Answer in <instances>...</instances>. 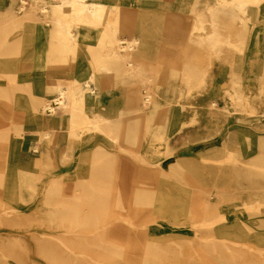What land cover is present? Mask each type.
I'll return each mask as SVG.
<instances>
[{"label":"rangeland","instance_id":"rangeland-1","mask_svg":"<svg viewBox=\"0 0 264 264\" xmlns=\"http://www.w3.org/2000/svg\"><path fill=\"white\" fill-rule=\"evenodd\" d=\"M85 1L104 9V22L119 3ZM253 1H121L133 11L138 32L155 36L130 52L134 41L127 36L119 42L126 46L116 52L119 61L102 75L107 79H92V68L78 89L82 104L97 96L98 81L115 93L103 117L121 123L111 126L120 147L91 132L98 140L82 146L84 168L76 180H63L51 163L30 165L5 146L0 264H264V1ZM60 2L0 0V16L51 25ZM178 20L206 45L218 27L222 52L210 57L199 47L203 56H193L191 44L164 43L160 31ZM83 29L87 63L100 50L101 28ZM136 91L142 105L148 94L155 98L143 113ZM80 183L86 191L74 190Z\"/></svg>","mask_w":264,"mask_h":264},{"label":"crops","instance_id":"crops-1","mask_svg":"<svg viewBox=\"0 0 264 264\" xmlns=\"http://www.w3.org/2000/svg\"><path fill=\"white\" fill-rule=\"evenodd\" d=\"M25 19L0 16V23L11 25L0 29L1 168L5 146H10L14 158H25L30 165L41 159L59 168L61 179L76 180L78 170L84 168L82 146L98 139L89 133L83 140L74 129L81 113L73 105L75 102L79 107L83 105L90 117L105 116L110 112L109 101H116L115 93L103 90L98 81L97 96L82 104L79 90L85 77H91L95 58L100 54V50L92 53L85 63L84 26H75L72 39L67 41L59 32L58 22L47 25ZM62 91L67 94V106L57 107L54 114L46 113L42 105L50 104ZM40 136L45 137L44 143L37 140ZM13 168H19L16 160Z\"/></svg>","mask_w":264,"mask_h":264},{"label":"bare ground","instance_id":"bare-ground-1","mask_svg":"<svg viewBox=\"0 0 264 264\" xmlns=\"http://www.w3.org/2000/svg\"><path fill=\"white\" fill-rule=\"evenodd\" d=\"M121 1L122 0H119V3L115 6V9H114L112 18L109 19L108 21H105V22H104V18H105L104 17V9H102L101 7H99L98 4L96 3V1L89 2V1H85V0H61V2L58 5H56L54 7V9H53L54 10L53 13L55 14L54 16H55V18L58 19L59 28H60L59 29V32H60L61 36H65V38H66L67 41L71 40V38L73 37V28L75 26H79V27L80 26H84V27H87V26H95L97 28H101L100 54L95 58V61H94V64H93V69H94L93 71H95L96 74L92 75V79H96L98 75L102 77V75L104 74L105 70L108 67H110L111 65H113L114 63H116L117 61H119V59L117 57L118 55H117L116 52L119 51V50H121V49L123 50L126 47V46H122L124 44L123 43H119V42H121V41L123 42V41L127 40L126 39L127 36L129 37V39L131 38L130 41H134V44L127 46V49L129 50V52L130 51H137L139 49L144 48L147 45L148 40L152 39L155 36V31H153V30H150L148 32H145V34L138 32V30L136 28L135 20H134V13H133V11L130 8H127V7H124V6L120 5L121 4ZM263 1L264 0H254L253 3L258 5L261 2H263ZM213 23H216V22L213 21ZM185 24H186L185 21H181V20L169 22V25H168L169 27L168 26L166 28L164 27V29H162V32L160 31V33L162 34V37H163V42L165 43V40H167L169 38L170 39V43L168 45H170L171 47H174V48H176L177 44L183 45V46L185 45L186 48L189 47V45L191 44V45H193L192 48H191L192 49L191 54L193 56H200V55L203 56V54H204L202 52L203 49H204V51H207V53H208V55L210 57L213 54L218 55L219 53L222 52L221 46H220L221 39L219 37V29H218V27H216L215 25L213 26L214 27L213 34H211L210 37H209V39L211 40V43L209 45H206L204 43L205 40H204V38L202 36L201 37H198V40L193 39V37H192V35H193L192 30L193 29L192 30H189L190 27L189 28H186ZM187 26H188V24H187ZM157 28L158 27H156L155 29L156 30H159ZM199 29H202L203 30L205 28L202 26ZM127 34H129V35H127ZM91 46H93V45H91ZM179 47L180 46H178V48ZM199 47L200 48H203L202 51L199 50ZM180 49H181V47H180ZM110 51H113V52L110 53ZM164 51H166V50H164ZM118 54L122 55L121 53H118ZM161 58H163V57H161ZM165 58L169 59L167 56ZM161 61H163V60H161ZM169 61H170V59H169ZM125 62H127V60ZM172 63H174V62H172ZM155 65H157V64H155ZM119 66H117V68ZM122 66H124V65H122ZM125 66H126V64H125ZM114 68H116V67H114ZM114 68H113V70H114ZM126 68H128V67H126ZM207 71H208V68L206 67V71L204 73V76H205V74H206ZM110 75H113V74H110ZM110 75H108V77ZM131 75H133V74H131ZM114 76H113V78H114ZM103 78L105 79L104 76L102 78H98V79H103ZM115 79L117 80L118 78H115ZM118 81L119 80H117L116 82H118ZM112 82H113V80H112ZM102 85H103V83H102ZM134 94L136 95L135 98L137 99V102H138L139 99H140V102H141L142 99H141L140 92H137L136 91V92H134ZM66 98H67V94L65 92H63V91L60 92L59 96L54 99L53 104L50 105V108H49L50 112H46V113H52L53 114L56 111L57 106H59L60 108L66 107L67 106V104H66ZM153 98H154L153 95L150 93L144 99L143 105H142V102H141L142 110H143L141 113L144 112V107H148V105L151 104L154 101ZM73 107H74V109L78 113H80V111H81V115L78 114L81 120L76 125H74V129L79 131V134L82 136L81 138H83L85 135H87L88 133H91V132H93V133L103 132L104 133L103 135L107 136L109 138V140L112 141L113 144H116L117 145L119 143V140H120L119 134L120 133L118 134L117 131H112L111 126L114 125V124H116V126L119 127V129H120V126H122L121 123L119 125L118 121H116L115 123L112 124V122H110L107 118H105L103 116L91 118L87 114V112L82 109V107H79V105L76 104V102L74 103ZM41 108L45 111V106L44 105H42ZM79 109H80V111H79ZM242 126H244V125H242ZM123 128L124 127H122V129ZM123 130H125V128ZM136 142H139V141H136ZM118 146L120 147L119 144H118ZM136 153H139V151L136 152ZM127 155H129V154H127ZM102 158H103L102 156H99L98 157V160L99 159H102ZM133 158L134 157H132V159ZM0 159L2 160L1 155H0ZM135 160L142 161L141 156L135 157L134 158V161H133L134 163H135ZM1 164L2 163L0 161V169H1ZM2 175H3L2 172H0V178L2 177ZM191 181H193V180H191ZM193 186H194V182L191 183V187H193ZM73 188H75L74 190L77 191V192L78 191L83 192V191H86L87 185L85 187L84 184H81L80 183V184L75 185V187H73ZM142 193L144 194L143 191H142ZM154 195L155 194H153V197L155 198ZM144 196H146V195H144ZM144 196L142 197V199H144V198L147 197V196L146 197H144ZM151 197L152 196H150L148 198H151ZM118 199L119 200H122L123 197L122 198H119L118 197ZM151 200H153V199H151ZM77 201H79V200H77ZM145 201H148V199L145 200ZM123 202H126V201H123ZM140 202H138V204H139L138 206H140ZM150 202L152 203V201H150ZM195 203H196V201H195ZM124 204H126V203H124ZM204 204H206V203H203L202 206ZM138 206H137V208H140ZM197 207L195 206V209ZM204 207L205 206H203L202 208H204ZM207 207H208V205H207ZM135 209H136V207H135ZM129 213H131V212H129ZM197 214L196 215L194 214V215L196 217H198L199 215H197ZM202 217H203V215H202ZM202 217L200 216V218H202ZM126 219H130V218H126ZM134 220H137V219H135V217H134ZM212 220H214V219L212 218ZM223 220H225V219L223 218ZM204 221H207V220H204ZM131 222H133V221H131ZM131 222L129 223V226H130ZM207 222H209V221H207ZM126 223H128V222H126ZM136 223H137V221L135 222V224ZM213 224L214 223H212V224L207 223V225H211V226ZM104 225H105L104 227L107 226L106 224H104ZM120 225L117 226V227H113V231L114 230H117L118 227L121 228ZM110 230H112V229L109 228L108 232ZM122 232H123V230H122ZM116 233H118V230H117ZM116 237H117V234H116Z\"/></svg>","mask_w":264,"mask_h":264}]
</instances>
